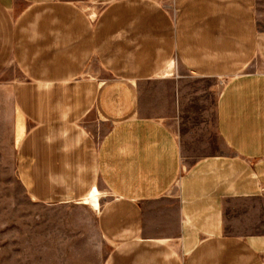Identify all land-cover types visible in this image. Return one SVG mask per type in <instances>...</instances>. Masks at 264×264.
<instances>
[{
  "label": "crops",
  "instance_id": "0c3cea01",
  "mask_svg": "<svg viewBox=\"0 0 264 264\" xmlns=\"http://www.w3.org/2000/svg\"><path fill=\"white\" fill-rule=\"evenodd\" d=\"M255 5L0 0V93L29 125L16 175L47 205L96 187L103 264H264Z\"/></svg>",
  "mask_w": 264,
  "mask_h": 264
},
{
  "label": "rangeland",
  "instance_id": "374dc122",
  "mask_svg": "<svg viewBox=\"0 0 264 264\" xmlns=\"http://www.w3.org/2000/svg\"><path fill=\"white\" fill-rule=\"evenodd\" d=\"M255 11L264 29V0ZM14 73L9 66L0 77ZM196 99L211 104L206 94ZM28 128L14 120L10 93H0V264H103L110 247L95 229L98 208L87 195L66 205L38 203L17 177L16 151Z\"/></svg>",
  "mask_w": 264,
  "mask_h": 264
},
{
  "label": "bare ground",
  "instance_id": "6f19581e",
  "mask_svg": "<svg viewBox=\"0 0 264 264\" xmlns=\"http://www.w3.org/2000/svg\"><path fill=\"white\" fill-rule=\"evenodd\" d=\"M98 191L95 187H93L89 193L87 194L86 201L89 204L90 207L92 208H98L99 206V200H98Z\"/></svg>",
  "mask_w": 264,
  "mask_h": 264
}]
</instances>
